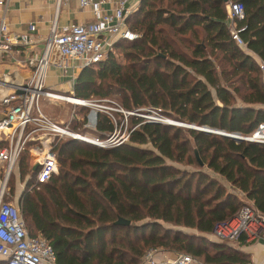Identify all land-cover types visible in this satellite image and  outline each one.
I'll list each match as a JSON object with an SVG mask.
<instances>
[{"label":"trees","instance_id":"1","mask_svg":"<svg viewBox=\"0 0 264 264\" xmlns=\"http://www.w3.org/2000/svg\"><path fill=\"white\" fill-rule=\"evenodd\" d=\"M233 2L243 7L239 37L264 63V0H139L125 19L136 37L117 40L103 60L81 68L71 95L116 97L125 111L250 134L264 123V77L230 38ZM129 117L134 127L119 145L57 142L58 172L38 189L28 187L33 176L22 152L19 178L30 176L19 206L28 234L50 244L55 264H138L148 248L186 253L200 264L249 263L248 254L208 235L243 204L240 196L264 216V144ZM82 120L69 127L86 132ZM111 130L97 113L92 134ZM118 218L129 224H115Z\"/></svg>","mask_w":264,"mask_h":264},{"label":"built area","instance_id":"2","mask_svg":"<svg viewBox=\"0 0 264 264\" xmlns=\"http://www.w3.org/2000/svg\"><path fill=\"white\" fill-rule=\"evenodd\" d=\"M12 0H0V58L11 52L12 47L28 48L27 57L22 61L26 73L12 79L0 73V262L2 264H55L50 244L41 236H30L22 219L19 197L12 198L8 180L17 165L22 152L28 156L32 180L29 189H38L58 172L54 146L69 138L83 141L100 148L121 144L128 133L116 129V120L125 122L127 115H138L148 122L179 125L164 118L158 112L135 113L125 111L109 98L80 99L45 87L44 77L48 68L68 71L67 81L73 85L78 71L90 64L103 60L117 40H132L136 34L125 24L134 0H76L80 9H88L90 18L80 22L59 23L58 12L51 19L47 34H37L36 25L27 22L23 30L13 31L8 23L7 8ZM66 0H56V6ZM108 6V8H105ZM243 17L239 2L228 3L227 19L230 38L246 54L256 61L264 77V63L250 50L238 35L235 21ZM87 109L81 127L86 132L71 129L66 124L52 122L39 109L40 100L64 101ZM97 113L106 115L112 123V130L101 138L91 134L96 125ZM120 115L123 118H119ZM181 124L179 126H186ZM134 127V126H133ZM131 127V129H133ZM244 141L264 144V123L248 135L225 133ZM29 178V177H28ZM27 178V180H28ZM25 180V183L27 182ZM264 230V218L250 203L239 206L233 216L214 225L209 234L214 241L240 242L256 240ZM264 264V253L261 257ZM138 264H200L192 256L181 252H169L160 248H148ZM247 264H252L251 262Z\"/></svg>","mask_w":264,"mask_h":264},{"label":"rangeland","instance_id":"3","mask_svg":"<svg viewBox=\"0 0 264 264\" xmlns=\"http://www.w3.org/2000/svg\"><path fill=\"white\" fill-rule=\"evenodd\" d=\"M23 2H27L26 3L27 8L25 9L26 12H24L22 14V17H21L22 19H25L29 15L27 12V9L28 10L32 9L33 4L31 3V0H24ZM23 2H16V3L10 5V7H9L10 12L16 15V13L23 8V5H24ZM36 5H38L36 7V9H38V12L35 16H33L35 11L32 12L31 19L33 20V22H35L34 19L36 17L37 20L39 21V25L37 26L36 29L39 30L40 26H41V27H44V30L42 32H45V30L48 29L49 21L53 18L54 12L56 11V9H55L56 0H40V1H38V4H36ZM59 9H60V5L58 4V7H57L58 13H59V11H58ZM198 34H199V36L201 35L200 32ZM39 35L44 36V34H42L40 32H39ZM185 37L190 42H191V40H193L191 38V36H189V34H186ZM179 47L182 50H184V48L181 44H179ZM114 53L116 54V56L118 58L122 57L120 55V52L114 50ZM211 58H212V56H211ZM215 62H216V60H215ZM0 71L8 72L1 66H0ZM68 75H69L68 71L64 72V71L55 70L54 68H48L46 70V74L44 77V85H45V87H50L54 91H58L60 93H64V94L69 95L71 93V90H72V85L70 84L69 81H67ZM109 99L115 101L119 105L118 99L116 97L109 98ZM236 102L239 104V101H236ZM79 107L80 106H74V105H72L68 102H65V101H55V100H40L39 101V109L52 122H55L58 124H66L68 126H71V122L73 121V119L70 120L71 117L81 118L82 115H84L87 112V110L84 111L83 113L80 112ZM129 116L130 115L126 116L125 122H123V123H120L118 120H116V129H119L120 131H124L125 134H126L128 128L130 127V124H131V117H129ZM162 116H164V115H162ZM119 118H123V116L120 115ZM164 118H167L168 120L173 121L175 123L177 122V123H179V125L185 124V123H180L176 119H172V118H169L166 116H164ZM122 120H124V118ZM179 125H174V126H179ZM179 127L180 128H186V126H179ZM75 131H77V130H75ZM92 133H93V131H91V134ZM18 161H19V159H18ZM26 161L28 162V156H26ZM171 164H173V166H175L179 169L189 170L192 168L191 166L185 165L184 163H171ZM29 176H30V174H27L23 179L20 180L19 173H18V163H17V165L15 166V168L12 171V173L9 177V180H8L9 192H10L12 198L19 197L20 192L23 190V188L25 186L24 182H25V180H27V178ZM240 199L242 200L243 203H250L248 200L244 199L241 196H240ZM263 218H264V216H263ZM181 230L183 232H186V233H194V234L196 233L192 229L181 228ZM208 238L211 239L210 235H208ZM260 242H261V240H253V241L249 242L248 244H250V243L258 244ZM228 243L230 245H237V242H228Z\"/></svg>","mask_w":264,"mask_h":264},{"label":"crops","instance_id":"4","mask_svg":"<svg viewBox=\"0 0 264 264\" xmlns=\"http://www.w3.org/2000/svg\"><path fill=\"white\" fill-rule=\"evenodd\" d=\"M24 0H12L10 5L16 3V2H23ZM38 1L40 0H31V3L33 4V8L32 9H27L28 12V16L25 19H22V14L25 11V9L27 8V2H23V8L18 11L15 14L10 12V5L7 8V18H8V23L10 25V28L13 31H17V30H23L26 27V23L27 22H33V20L31 19L32 16V12H34L35 16L38 12V9H36V7L38 5ZM139 0H134L133 2H130L128 5L131 6H136ZM60 5V9L58 10V22L59 23H70V22H80V21H84V20H88L90 18V13L88 9H80L78 7L77 1L76 0H66L63 2L59 3ZM56 6V5H55ZM58 5L55 7V9L57 10ZM105 8H108V6H105ZM134 9V7H133ZM132 9V10H133ZM55 13V12H54ZM36 28L39 25V21L37 20V18L35 17L34 19ZM51 21V20H50ZM49 21V23H50ZM44 30V27L40 26V29H36L37 34L40 32L42 34H45L47 32V29L45 30V32H42ZM28 48H23L21 46L16 47L13 46L12 50L10 53L8 54H2L1 58H0V66L3 67L6 71L8 72H3L0 71V73H6L8 74L12 79H16L18 77L24 76L26 73V69L23 66L22 61L27 57L28 55ZM262 236L256 240H261L260 243L256 244V243H237V245H233L235 248L241 250L242 252L246 253L249 255L250 258V262L252 264H262L261 262V257L264 253V230L261 234ZM251 242V241H250Z\"/></svg>","mask_w":264,"mask_h":264},{"label":"water","instance_id":"5","mask_svg":"<svg viewBox=\"0 0 264 264\" xmlns=\"http://www.w3.org/2000/svg\"><path fill=\"white\" fill-rule=\"evenodd\" d=\"M224 1H226V0H224ZM186 128L200 130V131L208 132V133L220 134V135H223V136H226V137H230V138H233V139H236V140H240L237 137H233V136H230L228 134H224V133L218 132L219 130L209 129V128H206V127H196V126H193V125H186ZM251 142L257 143L255 141H251ZM194 156H195V159H196L198 165L202 166V162L199 160L198 155H197L196 152H194ZM114 223L118 224V225H128L129 224L128 220L123 219V218H118Z\"/></svg>","mask_w":264,"mask_h":264},{"label":"bare ground","instance_id":"6","mask_svg":"<svg viewBox=\"0 0 264 264\" xmlns=\"http://www.w3.org/2000/svg\"><path fill=\"white\" fill-rule=\"evenodd\" d=\"M68 98L64 99L65 102H70L71 101V97L67 96Z\"/></svg>","mask_w":264,"mask_h":264}]
</instances>
